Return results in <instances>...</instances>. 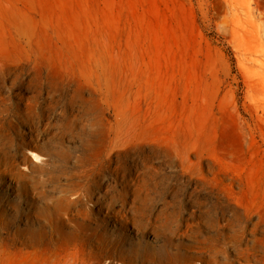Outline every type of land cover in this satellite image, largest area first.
Listing matches in <instances>:
<instances>
[{
	"label": "rangeland",
	"instance_id": "374dc122",
	"mask_svg": "<svg viewBox=\"0 0 264 264\" xmlns=\"http://www.w3.org/2000/svg\"><path fill=\"white\" fill-rule=\"evenodd\" d=\"M223 4L0 0V172L20 168L0 173V264H264V25L251 37L237 21L251 32L239 43ZM39 126L37 158L22 133Z\"/></svg>",
	"mask_w": 264,
	"mask_h": 264
},
{
	"label": "bare ground",
	"instance_id": "6f19581e",
	"mask_svg": "<svg viewBox=\"0 0 264 264\" xmlns=\"http://www.w3.org/2000/svg\"><path fill=\"white\" fill-rule=\"evenodd\" d=\"M222 2L224 3L223 5H225V10H224V14L226 13L228 16H224L223 14L221 15L220 14V16L223 18L222 19V22H221V25H222V29H223V31H224V33L225 34H229V35H231L234 39H237V38H241V40H240V42L239 43H242L244 40H246L247 42H248V37H249V35H248V32H249V34L251 33L250 31H248V26L249 25H246V27L243 25V29H237V27L235 28V27H233L234 25L236 26V22L237 21H243V20H246V22L248 23V20H249V22L251 23V26L254 28L253 30H252V36L251 37H253V36H255V35H258L259 33H260V29H259V26L261 27L262 25H264V0H246V1H244V0H222ZM221 12V11H220ZM219 15V14H218ZM256 19H260L261 20V25H259V24H257V20ZM244 22V21H243ZM264 27V26H263ZM241 28V27H240ZM251 28V27H250ZM250 30V29H249ZM262 33H263V31H262ZM254 34V35H253ZM243 38V39H242ZM254 39V38H253ZM243 40V41H242ZM233 41V40H232ZM246 42V43H247ZM246 48V47H245ZM258 49V48H257ZM244 51V50H243ZM261 52H264V48L262 47V50H261ZM246 54H245V56L247 57V59H248V56H247V54H248V48H246V52H245ZM246 59V60H247ZM65 91V90H64ZM39 94V93H38ZM35 95V94H34ZM34 95H32V96H34ZM19 96V101L21 102H24V105H25V112H26V114H27V116H28V118H32V117H34V116H39L38 118H40L41 119V117H40V114H39V112H34L35 110H36V105H34V104H32L30 101L32 100L31 99V97H29V95H28V93L27 92H25V93H23L22 92V94H20V95H18ZM34 98V97H33ZM68 98V97H67ZM50 100V99H49ZM2 101V102H1ZM4 101H6V99H4L3 97L1 98L0 97V124H4V122H5V120H6V116L8 117L9 116V113H8V110H6L5 108H4V106H3V103H4ZM35 102V101H34ZM6 104H8V103H6ZM51 104V103H50ZM72 104V103H71ZM21 104H18V106H20ZM23 105V106H24ZM70 105V104H69ZM8 106V105H7ZM45 107V106H44ZM23 108V107H22ZM71 108V107H70ZM74 108V107H73ZM85 108V107H84ZM38 109V108H37ZM45 109V108H44ZM77 109V108H76ZM52 110V109H51ZM86 110V109H85ZM36 111H38V110H36ZM43 113V112H42ZM79 113V112H78ZM84 113H85V111H84ZM54 114V113H53ZM52 114V115H53ZM51 115V114H50ZM57 115V114H56ZM49 116V115H48ZM23 117V116H22ZM42 117H44L43 115H42ZM49 118V117H48ZM82 118V117H81ZM88 118V117H87ZM29 120V119H28ZM44 120V119H43ZM64 120H65V118H64ZM29 121H31V120H29ZM85 121V120H84ZM205 121H207V120H205ZM41 122V121H40ZM39 122V123H40ZM46 122V121H45ZM52 122V121H51ZM69 122V121H68ZM25 123V122H24ZM31 124V123H30ZM55 124V123H54ZM81 124V123H80ZM88 124V123H87ZM206 124H208V123H206ZM230 124V123H229ZM47 125V124H46ZM51 125V124H50ZM82 125H83V123H82ZM226 125V124H225ZM233 125V124H232ZM203 126L205 127V124L203 123ZM234 126V125H233ZM233 126H224L223 127V129H222V135H223V138L225 139V142H226V146H227V150H228V155H230V156H228L229 157V159H230V157H233V154L236 152V150H237V148H239L238 146H240L241 145V139H239V137H238V135H237V131L234 129V128H236V127H234L233 128ZM1 128H2V126H0ZM34 127V126H33ZM32 127V129H31V131L29 130V132L28 133H22V137H23V143H22V147H25V148H27L32 154H34L37 158H39V157H41L39 154H37L36 152H35V150L34 149H37V146H36V144L38 143V140H37V138H36V134L39 132V131H42V130H40V126L39 127H37V128H33ZM44 127V126H43ZM56 127V126H55ZM202 127V126H201ZM211 127V126H210ZM82 128V127H81ZM22 130V129H21ZM204 130V129H203ZM212 130V129H211ZM210 129H209V126H208V128H206L205 127V130H204V132L203 133H201V136L199 137V141L201 142V146H203L204 148L205 147H207L208 145H211V142H212V139H213V134H212V131H211ZM46 131V130H45ZM49 131V130H48ZM79 131V130H78ZM236 131V132H235ZM13 132V131H12ZM61 132H62V130H61ZM202 132V131H201ZM42 134V133H41ZM40 134V135H41ZM55 134V133H54ZM61 134H63V133H61ZM38 135V134H37ZM65 135V134H64ZM70 135H71V133H70ZM75 135V134H74ZM80 135V134H79ZM200 135V134H199ZM6 136H8V135H6ZM13 137V136H12ZM215 137V136H214ZM5 138V137H4ZM21 138V137H20ZM40 138V137H39ZM69 139V138H68ZM216 139V138H215ZM14 140V139H13ZM12 140V141H13ZM165 140V139H164ZM163 140V141H164ZM189 140V139H188ZM188 140L186 139V138H182V137H172V138H167L166 139V142L168 143V144H170L172 147H174L175 148V150L177 151L178 150V153L179 154H181V155H183V156H186V147H187V145H188ZM5 141V140H4ZM51 141V140H50ZM3 142V141H2ZM10 142V141H9ZM213 143H214V141H213ZM2 144V143H1ZM9 144V143H8ZM225 144V143H224ZM223 144V147L225 146ZM38 145V144H37ZM40 145V144H39ZM243 145V144H242ZM170 146V147H171ZM225 146V147H226ZM202 147V148H203ZM224 147V148H225ZM6 148V147H5ZM223 148V149H224ZM240 149H241V147H240ZM240 149H238V150H240ZM17 150V149H16ZM23 150V149H22ZM225 150V149H224ZM9 151V150H8ZM26 152V151H25ZM76 152H78V151H76ZM81 152V151H80ZM79 152V153H80ZM84 152V151H83ZM83 152L79 155L80 156V158L82 157V155H83ZM226 152V151H225ZM14 153V152H13ZM239 153V152H238ZM2 154V153H1ZM11 154V153H10ZM21 154V153H20ZM24 154V153H23ZM85 154V153H84ZM225 154H227V153H225ZM225 154H224V156H225ZM17 155V154H16ZM178 155V154H177ZM49 156V155H48ZM227 156V155H226ZM225 156V157H226ZM2 157V156H1ZM9 157V156H8ZM7 157V158H8ZM11 157V156H10ZM20 157V156H19ZM5 158V157H4ZM185 159H186V157H184ZM200 158V157H199ZM1 159V158H0ZM11 159H14V158H11ZM50 159V158H49ZM79 159V158H78ZM182 159V158H181ZM213 159V158H212ZM3 160H5V159H3ZM3 160H1V161H3ZM7 160V159H6ZM16 160V159H15ZM33 160V159H32ZM76 160V159H75ZM80 160V159H79ZM82 160V159H81ZM227 160H228V158H227ZM10 161V160H9ZM9 161H7V162H9ZM12 161V160H11ZM10 161V162H11ZM22 161V160H21ZM24 161H25V159H24ZM23 161V162H24ZM29 161H31V160H29ZM182 161H183V159H182ZM186 162L188 161V160H185ZM200 161V160H199ZM15 162V161H14ZM17 162V161H16ZM15 162V163H16ZM31 162H33V161H31ZM3 163V162H2ZM2 163L0 164V165H2ZM18 163V162H17ZM14 164V163H4V164H6L5 166H6V170H4V172H0L1 174L2 173H6V174H8L9 176H10V178L11 179H13V176H16L17 174H15V170L18 168V169H20L19 168V163L18 164ZM27 163V162H26ZM50 163V162H49ZM4 164H3V166H4ZM26 165V164H25ZM47 165V164H46ZM187 165V164H186ZM191 165V164H190ZM12 166V167H11ZM22 166V165H21ZM188 166V165H187ZM1 167V166H0ZM11 167V168H10ZM27 167V166H26ZM190 167V166H189ZM256 167V166H255ZM5 168V167H4ZM255 170V169H254ZM253 170V171H254ZM2 171V170H1ZM15 171V172H14ZM18 171V170H17ZM20 171V170H19ZM29 171V170H28ZM23 172L25 173V175H27L28 173H30V172H27L26 170H23ZM23 173V174H24ZM50 173V172H49ZM199 173V172H198ZM201 173V172H200ZM199 173V174H200ZM242 173V172H241ZM244 173V172H243ZM257 173H258V171H257ZM64 174V173H63ZM198 174V175H199ZM22 175V174H21ZM20 175V176H21ZM202 175H204V174H202ZM201 175V176H202ZM55 176H56V174H55ZM66 176H68V175H66ZM245 176V175H244ZM19 179H20V177H18ZM66 178H69V177H66ZM65 178V179H66ZM247 178H249L250 179V185H249V187H248V199L249 200H251V201H255V199L257 198V195H258V193H259V188H257V186L254 184L255 183V181H257V182H259L258 181V179L260 180V178H259V176H258V174H248L247 173ZM9 179V178H8ZM14 179H15V177H14ZM45 179V178H44ZM43 179V180H44ZM57 179V178H56ZM60 179V178H59ZM64 179V178H63ZM43 180H42V182H43ZM51 180V179H50ZM54 180V179H53ZM69 180V179H68ZM16 181V180H15ZM47 180H45L44 182H46ZM58 181V180H57ZM44 182H43V184H44ZM75 182V181H74ZM60 183V182H59ZM260 183V182H259ZM41 184V183H40ZM65 184V183H64ZM249 184V183H248ZM258 184V183H257ZM50 185V184H49ZM19 186V185H18ZM260 186V185H259ZM34 187V186H33ZM35 188V187H34ZM63 188V187H62ZM64 188H65V186H64ZM79 188V187H78ZM83 188V187H82ZM33 189V188H32ZM61 189V188H60ZM66 189V188H65ZM68 189V188H67ZM76 189H77V187H76ZM94 189V188H93ZM30 189H28V191H29ZM37 190V189H36ZM62 190V189H61ZM64 191V190H63ZM68 191V190H67ZM31 192H33V191H31ZM58 192V191H57ZM80 192V191H79ZM78 192V193H79ZM21 193V192H20ZM48 193V192H47ZM51 193V192H50ZM56 193V192H55ZM65 193V192H64ZM71 193V192H70ZM33 194V193H32ZM45 194V193H44ZM44 194H43V196H42V198H45L44 197ZM53 194H54V192H53ZM60 194V193H59ZM69 194V193H68ZM88 193H85L84 195L83 194H81V195H83L84 197H86V196H88L87 195ZM42 195V194H41ZM41 195H40V197H41ZM48 195V194H47ZM51 195V194H50ZM49 195V196H50ZM76 195V194H75ZM21 196V195H20ZM48 196V197H49ZM62 196H64L63 195V193H62ZM52 197V196H51ZM55 196H53V198H54ZM66 197H68V196H66ZM72 197V196H71ZM206 197V196H205ZM35 198H38V197H35ZM61 198V197H60ZM70 198V197H69ZM49 199V198H48ZM56 199H58V197H56ZM67 199V198H66ZM102 199V198H101ZM37 200V199H36ZM47 200V199H46ZM46 200L44 201V202H46ZM53 200V202L55 203V201H54V199H52ZM61 200V199H60ZM203 200V199H202ZM245 200V199H244ZM62 201V200H61ZM70 201V200H69ZM78 201H80V198H79V200ZM76 202H77V200H76ZM245 202V201H244ZM47 203H49V202H47ZM46 203V204H47ZM72 203H75V201H72ZM179 203V202H178ZM250 203V202H249ZM50 204V203H49ZM48 204V205H49ZM61 204V203H60ZM213 204V203H212ZM52 205V204H51ZM210 205V204H209ZM217 205V204H216ZM250 205V204H249ZM56 206V205H55ZM66 206V205H65ZM57 207H58V205H57ZM57 207H55L56 209H57ZM77 208V207H76ZM82 208V207H81ZM39 209V208H38ZM50 209V208H49ZM58 209H59V207H58ZM64 209H69V207H67V208H64V204L60 207V210H64ZM83 209V208H82ZM48 210V209H47ZM101 210V209H100ZM76 211V210H75ZM42 212V211H41ZM45 212V211H44ZM58 212L59 211H57V214H58ZM216 212V211H215ZM65 213V212H64ZM77 213L79 214V216H84V213H83V211H81L80 209H77ZM72 214V213H71ZM209 214V213H208ZM68 215H70V214H68ZM76 215V214H75ZM210 215V214H209ZM51 216H52V214H51ZM86 216V215H85ZM60 217V216H59ZM66 217V216H65ZM69 217H71V216H69ZM87 218L89 217V214L87 213V216H86ZM91 217V216H90ZM226 217V216H225ZM73 218V217H72ZM75 218V217H74ZM92 218V217H91ZM209 218V217H208ZM52 218H50V220H51ZM64 219V218H63ZM84 219V218H83ZM90 219V218H89ZM203 219V218H202ZM204 219H206V218H204ZM67 220V219H66ZM85 228H87L86 226H84V225H79L78 226V228L76 227V232H75V236L76 237H83V235L85 236L86 235V233H84V230H85ZM87 236V235H86ZM88 237V236H87ZM203 259V258H202ZM246 262H248V258H246Z\"/></svg>",
	"mask_w": 264,
	"mask_h": 264
}]
</instances>
